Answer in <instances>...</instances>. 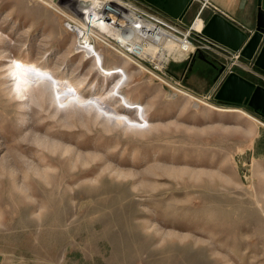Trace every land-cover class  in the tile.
<instances>
[{
	"label": "rangeland",
	"instance_id": "374dc122",
	"mask_svg": "<svg viewBox=\"0 0 264 264\" xmlns=\"http://www.w3.org/2000/svg\"><path fill=\"white\" fill-rule=\"evenodd\" d=\"M68 1L0 0V264H264L261 111L75 54Z\"/></svg>",
	"mask_w": 264,
	"mask_h": 264
},
{
	"label": "built area",
	"instance_id": "2783aa9c",
	"mask_svg": "<svg viewBox=\"0 0 264 264\" xmlns=\"http://www.w3.org/2000/svg\"><path fill=\"white\" fill-rule=\"evenodd\" d=\"M143 4L141 0L68 1L61 15L64 29L74 37V53L90 61L100 55L105 62L103 51L107 50L154 76L162 75L168 64L176 61L167 49L168 43L175 42L179 44L178 51L185 55L179 61L190 60L198 51L225 61V71L215 82L217 91L235 68L249 70L243 62L242 49L232 51L203 35L206 24L202 11L207 3L184 28L178 25L180 20L163 18ZM199 18L202 25L198 30L194 25ZM123 71L118 75L124 76ZM125 71L128 72L126 68Z\"/></svg>",
	"mask_w": 264,
	"mask_h": 264
},
{
	"label": "water",
	"instance_id": "95a60500",
	"mask_svg": "<svg viewBox=\"0 0 264 264\" xmlns=\"http://www.w3.org/2000/svg\"><path fill=\"white\" fill-rule=\"evenodd\" d=\"M173 19L182 20L193 5L192 0H144ZM203 35L229 49L238 52L246 60L257 56L256 66L264 70V5L259 0L257 25L250 34L220 14H214L205 25ZM203 54L202 51L196 55ZM204 60V59H203ZM225 66L218 70L217 79L224 73ZM216 100L234 104H247L254 111L264 114V87L241 76L230 73L215 95Z\"/></svg>",
	"mask_w": 264,
	"mask_h": 264
},
{
	"label": "crops",
	"instance_id": "0c3cea01",
	"mask_svg": "<svg viewBox=\"0 0 264 264\" xmlns=\"http://www.w3.org/2000/svg\"><path fill=\"white\" fill-rule=\"evenodd\" d=\"M193 5L187 12L185 17L178 23L182 28L189 26L193 20L196 18L198 13L201 11L204 3H207L206 8L202 11V18L206 22L214 15L220 14L239 26L245 32L253 34L257 25L259 0H192ZM263 5H264V0ZM145 8L151 9L153 12L159 14L163 18L168 20H173L172 17L162 12L158 8L150 5L149 3L141 0ZM202 25V20L199 18L195 23L194 27L200 29ZM171 50L173 52V57L175 60H181L185 57L184 54L178 51L179 44L175 42H170ZM258 56V55H257ZM256 58L249 61L245 58L243 62L249 66V70L235 68L234 72L240 74L241 76L255 82L256 84L264 87V70L256 66ZM214 79V78H213Z\"/></svg>",
	"mask_w": 264,
	"mask_h": 264
},
{
	"label": "flooded vegetation",
	"instance_id": "af4514ba",
	"mask_svg": "<svg viewBox=\"0 0 264 264\" xmlns=\"http://www.w3.org/2000/svg\"><path fill=\"white\" fill-rule=\"evenodd\" d=\"M204 59V60H203ZM197 60L202 61V63L204 64V67H202L199 72L202 74H206V75H210V76H214L215 78V82L219 79H217V74H218V70L221 68V66H225V61L221 60L219 58H217L216 56L212 55V54H208V53H204L201 55H193L190 59V63L191 66L194 67ZM258 85V84H257ZM227 104H234V103H228ZM238 105V104H235ZM243 106H247L249 107L247 104H240ZM250 108V107H249ZM260 115L264 116V114L262 112H260Z\"/></svg>",
	"mask_w": 264,
	"mask_h": 264
},
{
	"label": "bare ground",
	"instance_id": "6f19581e",
	"mask_svg": "<svg viewBox=\"0 0 264 264\" xmlns=\"http://www.w3.org/2000/svg\"><path fill=\"white\" fill-rule=\"evenodd\" d=\"M59 14H62V13H60V12H58ZM167 49H168V51L170 52V54L172 55V57H173V52H172V50H171V44L170 43H168L167 44ZM174 58V57H173ZM176 62V61H175ZM155 76V75H154ZM161 80V79H160Z\"/></svg>",
	"mask_w": 264,
	"mask_h": 264
},
{
	"label": "trees",
	"instance_id": "16d2710c",
	"mask_svg": "<svg viewBox=\"0 0 264 264\" xmlns=\"http://www.w3.org/2000/svg\"><path fill=\"white\" fill-rule=\"evenodd\" d=\"M230 105H235V104H230Z\"/></svg>",
	"mask_w": 264,
	"mask_h": 264
}]
</instances>
